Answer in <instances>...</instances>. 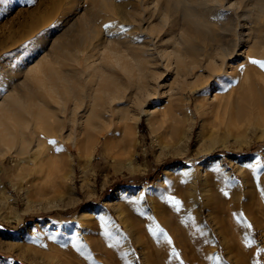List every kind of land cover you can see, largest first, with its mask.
Segmentation results:
<instances>
[{
    "label": "rangeland",
    "instance_id": "1",
    "mask_svg": "<svg viewBox=\"0 0 264 264\" xmlns=\"http://www.w3.org/2000/svg\"><path fill=\"white\" fill-rule=\"evenodd\" d=\"M122 1L111 2L123 6L127 14L134 10H140L142 14V0H130L133 3L126 6L122 5ZM210 1L212 9L208 11L206 19L214 22L215 31L221 24L232 21L245 33L254 28L264 37V11L258 23L247 24L240 15L242 10L250 7L253 0H212V4ZM88 2L37 0L33 4L30 0H0V77L6 70H14L11 79L17 82L23 76L16 68H24L18 64L33 63L47 54L50 59L53 56L52 60L59 62L54 63V67L60 72L64 71L60 69H64L63 66L67 64L63 53L68 44L63 45L64 49L57 48L55 51L51 46L54 44L52 41L62 33L65 13L82 15L93 12L89 6L91 2ZM105 11L96 17L95 25L100 31V38L106 24L120 21L117 16L114 18L111 12ZM219 13L222 15L217 18ZM140 14L137 19H141ZM177 15L178 26L187 31L184 34L185 41L204 45L206 37L188 28L186 22L180 19V13ZM127 26L122 28L128 30L130 25ZM122 32L130 34L129 30ZM52 34L54 37H48L50 42L45 44L46 50L41 48L38 39ZM140 34L141 30L132 34L136 44L129 45L131 48L128 54L132 57L127 62L133 63L137 58L140 63H144L140 57L144 55L140 47L143 35ZM261 46L264 49V43ZM248 48L247 44L240 47L239 53L246 52ZM185 59L187 63L197 60L196 57ZM238 59H243L238 60V64L244 63L245 55L242 54ZM151 70L162 74L161 87H154L156 93L143 101L144 111L138 123L132 119L129 121L134 125L137 123L136 134L132 139L129 138L132 141H129L132 152L121 144L117 146L119 149L116 146L112 148L114 151H107L105 146L107 142L120 143L127 138L118 132L121 133L124 120L140 110L137 97L134 96V92L139 93L140 90L135 87V83H147L148 86L155 84L154 80L143 78L145 72L140 73L139 70L138 74L137 67L133 77L127 73L126 76L119 69L112 73L108 71L109 77H114V87L118 88L122 99L111 107L110 101L102 93L98 94L100 98L95 105V113L89 112L82 120H85L84 124L82 121L76 124L74 119L64 121L62 114L54 119V126L47 119V128L40 135L44 142L41 148L47 155L25 153L26 160L16 162L12 158L16 149L1 152L0 202L3 204L0 203V264H61L56 262L58 259H50L45 248L41 247L44 238L49 241L51 248H55L53 250L68 256L70 254L74 261L75 258H85L97 264H264V91H261L259 101L251 102L244 100L241 93L244 91L240 90L239 93L237 90L235 94L239 93L238 101L237 95L233 94L219 106L216 95H227L231 87L226 84L225 78L219 84L228 87L222 90L218 83H207V72L199 77L201 79H197L199 69L196 70V76H183L180 73L175 77L168 72L161 73L164 67L158 64L151 65ZM139 75L142 76L140 81ZM109 77L106 76V80ZM240 79L244 81L243 77ZM99 81L98 84L104 85L105 81ZM77 86L81 88V85ZM79 88L78 96L82 97L84 90ZM33 96L27 102L29 109H36L39 104L47 111L51 110L54 102L50 97H45L47 101L41 103L43 98L37 100ZM211 103L216 106L213 107ZM88 105L84 106L88 109ZM111 108L115 111L108 113L107 110ZM221 117L224 123L219 122L222 121ZM77 138L85 145H89L92 138H100L90 160L80 154L78 149L81 144ZM51 140L56 141V144H50ZM20 144L17 142V145ZM53 146L63 149L59 152V162H65L61 161L63 167L66 164L62 169L67 183L64 189L58 183L55 184V177L49 173L53 169L49 152ZM116 149L119 150L118 154ZM129 165L144 169L142 172L131 173L127 171ZM155 177L152 183L147 180ZM156 181L158 184L152 188ZM83 183L91 187L83 188ZM59 188L63 189L59 195L61 197L56 194ZM89 189L90 195L87 191ZM167 196H173L181 202L179 211L167 203L164 199ZM53 198L58 199L57 202ZM71 199L76 203L64 208L62 204L71 202ZM156 206L163 211L165 226L153 220L156 219ZM117 208L135 225L140 244L131 239L127 227L119 221L115 212ZM83 209L87 210L84 216L73 220ZM157 225L171 238V244L151 234L150 229H155ZM74 242L84 247L78 250L73 246ZM173 251L178 255L174 256Z\"/></svg>",
    "mask_w": 264,
    "mask_h": 264
},
{
    "label": "bare ground",
    "instance_id": "2",
    "mask_svg": "<svg viewBox=\"0 0 264 264\" xmlns=\"http://www.w3.org/2000/svg\"><path fill=\"white\" fill-rule=\"evenodd\" d=\"M111 1L112 0H89V2H91L89 6H91V8L93 9V12L95 11L94 13L92 12L91 14L90 13L88 14L86 12L83 13L82 15L65 13L62 33L59 37H57L54 41H52L54 44L53 45L51 44L52 48H54L53 50L57 48L59 50L64 49L63 45L65 43L68 44L67 48L64 49V53H63L64 61L67 64L66 66H63L64 69H62V67L60 69L64 71L60 72L59 70H57L54 67V63H59V62L53 61L52 60L53 56H52V59H50L49 54H47L46 56L43 55L42 59L40 60L37 59L38 61L36 60L33 63L23 62L24 64H18L19 66H24V68L20 70L16 68V70L18 72H21L23 76V78L17 82L14 79H11V76L14 70L13 71L6 70L3 76L0 77V155H1V152H4V150L6 152L7 149L11 151L16 149L15 150L16 154L12 155L13 160L16 162L26 160V157L24 156L26 155L25 153L34 152L36 156L43 155V154L47 155V152L45 151L46 153H44V149L41 148V147H44V144H43L44 142L41 141V138H40V135L43 134V129L47 128V119H49L51 122V125L54 126V123H55L54 119L58 115L62 114L64 116L63 117L64 121L69 120V119H74V122H76V124L81 123V121L89 114V112L90 114L95 113L94 108H95V105L97 106L98 98H100V95L98 96V94H101V93L110 101L111 103L110 106L112 107L114 103L117 100L122 99V97H120L119 95L118 88L116 86L114 87V83H115L113 79L114 77H109L108 73L109 72L112 73V71L116 72V70L118 69L120 71L122 70L121 71L122 73L124 71L125 72L124 74L127 73L132 76L137 67L138 74L145 72L143 78L145 77V79H147L148 81L152 79L155 81V84L150 85L152 87L150 88V86H148L147 83L144 85L135 83V87L140 90L139 93L138 91L137 93L134 92V96L136 95L137 97L136 100H138V103H139L138 109L140 110L137 114H134L130 118L125 117L126 118L124 120L125 124L123 125L122 128L120 125L121 133L120 131L118 132L120 135L121 134L123 135L122 137L126 136L127 137L126 139L128 140L124 138L122 142L120 143L118 141L117 142L113 141L108 144L107 142L105 146L106 147L105 149L107 151L111 150L115 146L119 147L120 144L123 145V147L126 150L127 149L128 151L129 149L130 151L132 150V147H131L132 141L129 140V138L132 139L133 136L136 134V131H137L136 125L138 121L140 120L142 112L144 111L143 101L152 97L156 93L154 89L161 87L160 85H161L162 74L160 73L158 74L156 70L155 71L157 73H154V71L151 70V65L153 64H158L164 67V71L161 73L168 72L172 77L177 76V74L180 75V73H183L184 74L183 76H187V75L196 76V73H197L196 70L199 69L197 79H201L199 77L203 76V74L207 72L208 75L206 76L208 77L206 81L209 84L215 83V85H217L216 83H218V85H220L219 84L220 81H222L225 78L226 79L225 81L227 82L226 84L228 86L231 85V87L229 86L230 91L228 90L229 93L227 92V95H222V96L216 95L217 102L219 100V103H218L219 106H221L222 103L226 101V98L230 99L233 96V94L237 95V98L236 97L235 98L238 101L240 90L244 91V92H241L243 93L244 100L246 99L252 102L255 100L259 101L261 99L260 98V96L262 95L261 91H264L261 88V85L264 84V73L261 72L260 67L253 65L249 62L251 59L264 62V49L261 46L264 43L263 42L264 37L258 34L257 29L250 28V30L248 29L249 31L245 33L244 31H242V29L240 30L239 27L235 26L237 23L234 22L235 23L234 24L232 21H230L228 23L221 24V27H219L218 30L216 29L215 31V29H213L214 22L212 20L208 21L207 19L209 18L206 19V15L208 14V11L210 12L212 9L211 5H209V0H142L141 1L143 2L142 14H140V10L139 12L138 11L134 12L135 11L134 10L133 12L127 14V12L126 13L124 12L123 6L118 5L114 2L112 3ZM124 1H122L124 3L122 5L124 6L128 5L129 3H133V1H130V0H126L125 2ZM211 1L210 3L212 4ZM231 4L233 3L231 2ZM236 8L239 9L238 7ZM105 10H108L109 13L111 12L110 14L112 15V17L114 16L115 18V16H117L120 19V21H114L111 24L119 25L122 27L126 25L128 26L130 25L129 27L127 26L128 30L130 31V34L129 33L124 34L123 32L121 33V31L118 28L114 27L111 30H108V31L105 30V32L103 33V36L100 38L99 37L100 31L95 25L98 19V18L96 19V17L98 16L100 12L105 11ZM263 11H264V0L263 1L253 0V3L250 5V7L242 10V13L240 12L241 13L240 15L242 16L243 20L247 22V24L258 23L260 21V17L262 16ZM178 13H180V19L183 22H186V24L185 23L184 24L187 25L188 28L192 29L199 35L204 36V38L206 37L205 38L206 41L204 45L201 44L202 46H199L195 43L193 44V42L192 44H190L189 43L190 41L189 42L185 41L186 39H185L184 34L187 31L184 27L178 26L179 25L177 24V21H179V17H177ZM139 14H140L141 19H137V16ZM220 15H222V13H219L217 18ZM131 16L134 17V19L133 18L131 19ZM246 22H245L244 28H246V25H247ZM145 24H148V26L146 27ZM139 30H141L140 35H143V37H141L143 38V40H142V43L140 44L141 45L140 47L144 50L143 51L144 55L140 56L142 57V59H144L143 64L140 63L137 58H136L137 60L134 59L135 62L133 63L132 61L127 62V60L130 57H132L130 54H128L131 48V46L129 45L132 43L136 44V42L133 39L132 34H136V32H138ZM255 30L257 31L253 32ZM263 31H264V28H263ZM260 34H262V32ZM48 37L53 38L54 36L52 34V35H47L46 37L45 36L40 37L38 39V44L41 46V48H44L45 50L47 47V45L45 44H48L50 42V39ZM73 37L76 39L72 40ZM139 41H141V39ZM246 44L249 45L250 49L248 48L246 52L239 53V48L244 45L246 46ZM257 46L258 47L260 46V48H257ZM135 47L137 48V45ZM140 47L139 49L141 50ZM47 51H48V48H47ZM242 54L245 55V62L238 64L239 61L241 60L243 61V59L241 60H239L240 58L238 59V57H240ZM186 57H189V58L196 57L197 60L187 63V62H184V59ZM133 58H135V56ZM133 58H131V60ZM256 67L259 68L260 71ZM139 70H140V73H139ZM106 76L109 77V80H106ZM242 77L244 79L243 82H242V79H240ZM141 78L142 76L139 75L138 80L140 81ZM99 79L100 81L102 80V82H104L105 80L107 82L105 81L104 85L102 83L98 84ZM239 81L241 82L239 83ZM101 84L103 86H101ZM226 84L220 85L221 86L220 88L222 90L227 89L228 86ZM77 85H81L80 86L81 88H83L82 86H84L85 88L81 89ZM78 88L81 91L84 90L83 94H81L80 92V94L83 95L82 97L78 96V91H77ZM237 90L239 93L235 94ZM34 91L36 92L33 94ZM262 93L264 94V92ZM31 96L37 97V100L38 98L40 99L43 98V100H41V103H44L45 101H47L45 100L46 99L45 97L47 96L50 97L51 100L54 102L52 103L53 105L51 106V110H49L50 112L47 111L44 108V106L39 105V104L37 108L35 107L36 109H32V108L29 109L27 107L28 105L27 102H29L28 99ZM34 101L36 102V100ZM32 102L30 103V105L32 104ZM87 103L89 104L88 109L84 106V105H87ZM215 104L211 103L213 107ZM222 109H223V106H222ZM117 110H119V107L116 108V111ZM112 111H115V109L111 108L110 110H107L108 113H112ZM128 113L126 116L130 114ZM26 116L27 118H25ZM214 117H215V114H214ZM131 119L134 120V123L135 122L137 123L135 125L133 123L131 124L129 122L131 121ZM223 120L224 119L222 118V121H219V122H223ZM214 126L215 125H213V127ZM99 140L100 138L99 139L92 138L90 139L89 145H85L86 143L84 144V142H82L79 138H77L78 143L81 144L78 150L80 154H82L85 157L86 160L87 159L90 160L91 157L93 156V152ZM129 141H131V143ZM17 142L21 143L20 146L17 145ZM56 148L57 147L53 146L51 148V151H49L50 158L52 159L51 165L53 168V169L51 168L52 170L50 169L51 171L49 173H50V176L55 177V181H56V182L54 181L55 184L58 183L59 186L61 185V187L64 189L67 183L65 181L62 171L64 170L63 168H65L66 164H64V167H63V164L61 163L62 162L65 163V162L62 160H60L59 162L60 156H59V152L56 151ZM41 149H43V151ZM118 152L119 150L117 151V154ZM121 154H123V152ZM143 169L144 168H135L134 166H130L128 167L127 171L131 173H136V172H142ZM30 173L31 172L29 171L28 174ZM106 184L107 183L105 182L104 186H106ZM157 184H158V181L153 183L152 188L155 187V185ZM88 186L90 185H87V183L86 184L83 183L82 185L83 188L88 187ZM63 189L61 188L57 189L56 194L58 196L61 195ZM87 191L90 195V192H91L90 189ZM34 193H35V190H34ZM37 196H38V193H37ZM29 197H30L29 199H31V196ZM53 199H55L56 202L58 200L56 198H53ZM72 199H71V202H68L66 200L68 203L65 202V204H62V206H64V208L66 207L68 208L69 206L75 204L76 202L73 201ZM76 199H78V197ZM1 204H3V202ZM44 207H46V205ZM29 208L31 209V207ZM29 208H27L26 211H28ZM86 212L87 210L83 209V211L80 212V214H78L76 217H74L73 220L82 218ZM115 212H116V215L119 221L123 225H125V227H127L128 232L131 235V239L136 244H140V240L136 235L135 225L132 222L128 221V217H126L119 208L115 209ZM154 212L156 213V217H155L156 219L153 218V220H155L158 223L161 222L163 224L162 226H165L166 222H165L161 207L156 206ZM17 218L18 216L16 217V219ZM43 243H44L43 245H46V247H44L46 250L45 252H47V255L51 257L50 259L52 258L58 259L59 261H56V262H61V264H93V263L97 264L95 263L94 260L91 261L90 259H85V258L83 259L75 258V261H74L73 259L70 258V254L68 256L65 253H62L58 250H53L54 247L53 248L50 247V243L49 241H47L46 238H44ZM186 259L188 260L189 258H186Z\"/></svg>",
    "mask_w": 264,
    "mask_h": 264
},
{
    "label": "snow or ice",
    "instance_id": "3",
    "mask_svg": "<svg viewBox=\"0 0 264 264\" xmlns=\"http://www.w3.org/2000/svg\"><path fill=\"white\" fill-rule=\"evenodd\" d=\"M30 2L35 4L37 2V0H30ZM104 27H105L106 31L111 30L114 27L118 28L120 31H125V32L127 31V29H123L122 26H119V25L106 24ZM249 62L253 65L260 67L262 70H264V62L259 61V60H255V59H251ZM49 143L52 145H55L56 141L51 140V141H49ZM56 151L61 152V151H63V149L62 148H56ZM185 175L187 176L188 173H185ZM224 194L227 195V192H225ZM164 199H166L167 203H169L176 211L180 210L181 202L178 199H176L173 196H167V197H164ZM248 227H251V225H248ZM150 232L154 237L158 236L159 239H162L166 243L171 244V238L167 235V233L164 231V229L159 227V225H157L155 229H150ZM49 239H55V237H49ZM35 242H36V238L34 237L33 243H35ZM158 242H159V240H158ZM249 243H251V242H249ZM73 246L76 247L78 250L82 249L84 247V245L78 244L75 242H74ZM111 246L112 245H109V247H111ZM41 247H46V245H41ZM62 247H63V245H62ZM173 255L176 256L178 254L175 251H173Z\"/></svg>",
    "mask_w": 264,
    "mask_h": 264
},
{
    "label": "trees",
    "instance_id": "4",
    "mask_svg": "<svg viewBox=\"0 0 264 264\" xmlns=\"http://www.w3.org/2000/svg\"><path fill=\"white\" fill-rule=\"evenodd\" d=\"M156 178H157V177H155V178H150V179H147V180H148L149 182H151V183H152L153 181H155V180H156Z\"/></svg>",
    "mask_w": 264,
    "mask_h": 264
}]
</instances>
